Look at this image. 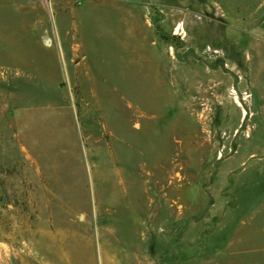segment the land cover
Segmentation results:
<instances>
[{"label": "rangeland", "instance_id": "obj_1", "mask_svg": "<svg viewBox=\"0 0 264 264\" xmlns=\"http://www.w3.org/2000/svg\"><path fill=\"white\" fill-rule=\"evenodd\" d=\"M120 1L0 0V264H264V0Z\"/></svg>", "mask_w": 264, "mask_h": 264}, {"label": "crops", "instance_id": "obj_2", "mask_svg": "<svg viewBox=\"0 0 264 264\" xmlns=\"http://www.w3.org/2000/svg\"><path fill=\"white\" fill-rule=\"evenodd\" d=\"M118 4L119 6L117 5V7L129 14L130 22L136 21V17H140V13H142V10L145 11V9H149V7L142 6L139 2H136L135 0H121Z\"/></svg>", "mask_w": 264, "mask_h": 264}, {"label": "bare ground", "instance_id": "obj_3", "mask_svg": "<svg viewBox=\"0 0 264 264\" xmlns=\"http://www.w3.org/2000/svg\"><path fill=\"white\" fill-rule=\"evenodd\" d=\"M179 31V30H178ZM178 33V32H177ZM180 33V32H179ZM238 98V97H237Z\"/></svg>", "mask_w": 264, "mask_h": 264}]
</instances>
